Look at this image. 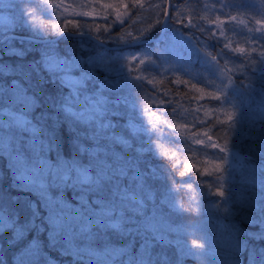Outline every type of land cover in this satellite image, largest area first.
<instances>
[{"label":"trees","instance_id":"16d2710c","mask_svg":"<svg viewBox=\"0 0 264 264\" xmlns=\"http://www.w3.org/2000/svg\"><path fill=\"white\" fill-rule=\"evenodd\" d=\"M5 1L0 13L6 10L12 23L0 24V40L12 33L54 38L65 31L89 32L108 46L158 37L167 5V0ZM170 7L158 42L108 49L66 34L55 42L12 37L0 43L5 89L0 118L13 110L43 127L56 145L46 154L50 163H85L87 155L78 156L73 145L77 136L87 140L93 156L101 153L93 166L110 181L92 197L99 208L89 201L88 219L58 218L56 202L48 199L45 206L39 189L21 182L26 180L16 172L23 162L20 146L38 153L39 141L0 121V211L21 224L37 214L36 228L23 240L0 232L5 264H27L22 253L33 240L39 264H147L150 245H141L153 236L162 243L153 244V254L169 257L176 253L175 240L198 244L225 234L247 245L240 264H248L249 249H264L259 238L264 233V0H171ZM50 55L68 65L48 66L44 57ZM13 84L16 88L9 87ZM234 153L243 156L238 167L230 164ZM48 161L39 164L45 176L52 170ZM49 192L79 205L78 189L50 187ZM100 198L110 203L105 206ZM112 213L116 226L126 222L140 236L101 230L95 237L91 229H104ZM124 247L129 251L114 249ZM220 250L223 257L227 249ZM194 259L182 256L180 264H202Z\"/></svg>","mask_w":264,"mask_h":264},{"label":"snow or ice","instance_id":"6c2138e0","mask_svg":"<svg viewBox=\"0 0 264 264\" xmlns=\"http://www.w3.org/2000/svg\"><path fill=\"white\" fill-rule=\"evenodd\" d=\"M111 7V5H108ZM243 52V49H240ZM264 56V52L261 53ZM34 71L36 69H33ZM3 76V69L0 68V77ZM5 83H7L5 81ZM11 88H16V85H9ZM5 89L0 87V95L5 94ZM22 97L23 100L30 104V98L26 96H21L19 92L16 93V97ZM26 126L31 129V137L30 139L38 140L39 144L37 145L39 151L34 152L32 147L29 145H21L18 151V155L22 158L24 165L27 168H35L39 166L41 160L48 161L45 157L47 153H51L56 150V145L54 142V138L46 134L45 129L43 127L36 128L31 125L30 122L26 121ZM28 132V131H26ZM211 140V137H209ZM88 143L87 140L81 141L80 138L77 136L76 143L73 145L74 149L77 152V155L80 156L81 154L87 155V160L85 163H80L78 160L70 161L64 166H61L59 162L57 163H50L52 166V170L45 176V178L39 183L36 184L35 180L31 183L28 181H21L26 185H31L32 187H36L39 189L41 198L46 206V202L48 199H51L56 202V207L59 209V217L62 220H66L68 216H76L79 215L82 219H88L87 216V208L89 206V201L91 200V205H95V208H99L100 204H97V200H92V197L103 193L107 187V184L110 181L103 179L99 173H97L96 168L93 166V162L97 160L101 153L97 152L96 156H93L89 152V148L85 147ZM200 143V141H197ZM211 147H216L215 144H212ZM224 149L222 148L221 151ZM30 153V155H26L25 153ZM83 158V157H82ZM20 181V180H19ZM58 188V189H65V188H72L79 190V205L78 207H74L73 205L69 204L62 196L60 195H52L49 194V188ZM99 201L107 206L110 201H106L104 198H100ZM79 208L80 212L76 213V209ZM261 212V220L260 223L264 225V206L260 208ZM36 212H33V219L31 221H25L24 223H18L15 219L11 217L10 214H5L3 211H0V227L3 228L0 232H12L13 240H23L26 233L33 231L36 228L34 217L36 216ZM114 216L109 217L106 220V226L104 229H100L99 225H95L91 230L96 232L95 237H99L101 234V230L111 232L112 230L118 231L124 235H131L133 237L140 236L138 232H133L131 228L128 226L126 222H122L119 226H116L114 223ZM47 225L54 231L53 226L49 223V214L47 216ZM63 231V229H61ZM259 238L264 239V233L259 235ZM162 244L160 240H158L155 236H153L150 240L145 238L141 247L146 245H150L148 251L150 255L147 260V264H180V256L176 252L173 257H169L167 255H154L155 248L153 244ZM194 248H203L202 245L193 244ZM108 247H106L107 249ZM133 248H131V252L133 256H135L138 252L135 250L133 252ZM247 245L240 241L239 239L234 240L227 248L225 252L222 262L223 264H240V253L245 251ZM124 250L128 247L124 248H114ZM192 250V249H191ZM22 254H25L28 257L27 264H39V249L36 245L35 240L24 250ZM21 254V255H22ZM248 264H264V249H249L248 250ZM0 264H5V261L0 260Z\"/></svg>","mask_w":264,"mask_h":264},{"label":"rangeland","instance_id":"374dc122","mask_svg":"<svg viewBox=\"0 0 264 264\" xmlns=\"http://www.w3.org/2000/svg\"><path fill=\"white\" fill-rule=\"evenodd\" d=\"M0 2H6L5 0H0ZM9 2V1H7ZM21 7V6H20ZM19 7V9H20ZM4 7H0V10L3 9ZM6 12V10H4ZM4 11L0 13V24L2 25H6L5 27L10 26V24L12 23V20L10 17H8L9 15L4 14ZM8 24V25H7ZM71 33V32H70ZM44 62H46V64L50 67H54L56 68V66H65L68 65V63H65L60 57H58L57 55H50L49 58L44 57ZM77 78L74 77L72 78V81L75 83V80ZM8 113H6L5 115H2L0 118V121L3 122V124L8 125V126H13V129L15 130H11V132L16 133V130H22V131H28L30 132L31 129L29 127L26 126V121L30 122L32 126L35 127V125L33 124V120H31L30 118H26L22 113L19 112H15L13 110H7ZM63 160V159H62ZM60 160V165L64 166L66 165L68 162H64ZM243 160V156L240 155L239 153H234V155H232L230 157V164H233L234 166L238 167V165H241ZM40 164V163H39ZM17 169V174L26 181H33L35 180L36 183H40L44 178H45V174L42 173L41 171L39 172V166L35 167V168H27L24 163L19 160L18 164L16 166ZM39 174L38 179H34L33 177L35 175ZM106 176L105 174L102 176L104 177ZM109 213V211H107ZM119 212L116 211V215ZM113 213L110 214L109 217H112ZM177 227V226H174ZM1 230V228H0ZM202 233H198L199 237H202ZM203 238V237H202ZM201 238V239H202ZM205 240V239H204ZM235 239V235L232 234H225V236L223 238H221L219 241L218 240H213V241H202L199 242V245H202L203 248H194L193 244H190L189 242L185 241L184 239L181 240H175L173 243V249L174 252H178L180 256V258H182V256H189V257H194L195 259H197L199 262H201L202 264H223L221 261L223 259V257L221 256V254H217L219 253L221 250L220 249H224V248H228V246L234 241ZM180 243H179V242ZM192 249V250H191ZM217 256L219 258V260L213 258V256ZM214 256V257H215ZM194 259V260H195ZM196 261V260H195Z\"/></svg>","mask_w":264,"mask_h":264},{"label":"water","instance_id":"95a60500","mask_svg":"<svg viewBox=\"0 0 264 264\" xmlns=\"http://www.w3.org/2000/svg\"><path fill=\"white\" fill-rule=\"evenodd\" d=\"M170 4H171V0H167V9H166V12L164 14V19H163V22H162V25H161V33L158 37H151V38H148V39H141L140 41H134V42H131L130 44H126V45H119V46H108L106 43L102 42L101 40L97 39L93 34L87 32H76V33H70L68 31H65V32H61L60 34L56 35L54 38H47V37H44V38H39V37H28V36H25V35H16V34H8L6 35L4 38H2V40H0V43H2L3 41H5L6 39L8 38H12V37H16V38H19L21 40H26V41H30V42H36V43H45V42H55L57 40H59L62 36L66 35V34H69V35H72V36H82V37H88L90 40H92L94 43L96 44H100L101 46L105 47V48H119V47H124V46H130L131 44H140V43H151V41H162V39L164 38V35H165V32H166V25H167V22L169 21V16H170V12H171V7H170ZM264 227V225H263Z\"/></svg>","mask_w":264,"mask_h":264},{"label":"bare ground","instance_id":"6f19581e","mask_svg":"<svg viewBox=\"0 0 264 264\" xmlns=\"http://www.w3.org/2000/svg\"><path fill=\"white\" fill-rule=\"evenodd\" d=\"M167 9V7H165ZM166 9H165V12H166ZM165 14V13H164Z\"/></svg>","mask_w":264,"mask_h":264}]
</instances>
